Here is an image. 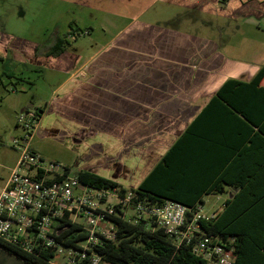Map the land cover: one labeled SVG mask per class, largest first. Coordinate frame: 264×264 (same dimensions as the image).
I'll return each instance as SVG.
<instances>
[{"label": "crops", "instance_id": "obj_1", "mask_svg": "<svg viewBox=\"0 0 264 264\" xmlns=\"http://www.w3.org/2000/svg\"><path fill=\"white\" fill-rule=\"evenodd\" d=\"M112 1L118 3L111 13L113 20L109 19L108 23L117 25L115 21L120 20L121 28L100 45L96 42V48L85 60L82 61V51L78 53L76 50L44 56V48L41 52L31 50L24 56L31 64H46L65 75L53 90L55 99L44 108L35 106L36 110L41 109L35 134L49 137L59 134L62 139L69 137L72 147H85V160L76 170L66 164L76 175L80 170L92 169L94 160L102 161L100 155L104 147H112L110 150L117 147L118 153H125L120 163L124 168L121 171L126 175L122 182L108 179L123 188L136 187L208 104L222 83L230 78L218 80V37L202 34L197 26L193 28L199 22L198 13L230 19L239 9L246 7L245 11L248 10L250 2L260 1L229 0L224 7H220L218 0L109 2ZM158 1L185 10L184 17L192 28L179 26L183 17L178 12L166 19L143 20L145 11ZM255 8L258 14L264 13V7L261 10ZM56 37L53 36L46 46L51 45ZM244 78L242 75L241 80ZM259 87L264 88V77ZM52 115L58 124H48L42 129L43 120L49 122ZM212 128L218 130L221 126L214 123ZM228 135L224 132L219 137H212L205 145L211 167H217V163H213L220 159L225 161L224 167L240 148L232 147L230 151V147H223V142H229ZM91 147L98 148L96 155L90 154ZM134 164L135 167H131ZM237 191L238 188H226L225 192L209 194L221 196L222 202L207 215L213 217L222 211L225 201L232 199ZM256 206L257 212L253 215L261 216L262 222L258 223L256 218L255 223L247 226L233 225V231L244 235L237 253V264H264V193L258 195ZM20 261L19 264H24Z\"/></svg>", "mask_w": 264, "mask_h": 264}, {"label": "trees", "instance_id": "obj_2", "mask_svg": "<svg viewBox=\"0 0 264 264\" xmlns=\"http://www.w3.org/2000/svg\"><path fill=\"white\" fill-rule=\"evenodd\" d=\"M229 0H218L224 7ZM68 40L66 36L56 37L45 47L44 56L62 53ZM2 59V57L0 56ZM11 77V75H8ZM264 77V64L248 81L229 78L222 83L208 104L192 120L148 172L139 185L129 188L137 200L160 205L165 200L177 201L191 209L202 206V197L225 192L226 188H238L232 199H227L222 211L213 217L198 220L200 231L213 237L217 244L233 249L234 262L242 240V233L233 231V225L262 222L257 212L258 195L264 193V88L259 87ZM41 109H37L39 114ZM217 123L221 129L215 130ZM230 129V133H229ZM227 133L229 142L223 147H240L225 163L220 159L217 167H211L205 145L212 137ZM206 150V151H205ZM80 182L98 188L121 185L89 170L77 172ZM243 214V215H242ZM240 215V216H238ZM117 225L114 241L103 240L95 246V252L108 264H205L201 257L191 250V243L174 241L160 227L138 220L128 222L110 217ZM66 226L69 223H64ZM242 226V227H243ZM245 229H247L245 227ZM79 225L71 224L58 239L66 245L84 239ZM0 248L22 260L24 264H50V251L33 250L31 253L17 249L0 241Z\"/></svg>", "mask_w": 264, "mask_h": 264}, {"label": "rangeland", "instance_id": "obj_3", "mask_svg": "<svg viewBox=\"0 0 264 264\" xmlns=\"http://www.w3.org/2000/svg\"><path fill=\"white\" fill-rule=\"evenodd\" d=\"M109 1L0 0V187L18 158V153L11 148V141L22 132L20 127L15 128L17 116L25 111L21 109L36 110L37 105L44 108L55 99L53 90L65 78L64 74L52 70L46 64H31L24 55L31 53V50L44 51L53 36L65 35L68 38L65 50L82 51V61L85 60L89 52L96 48V42L100 45L121 28L120 20L115 21L117 25L108 23L109 19L113 20L111 13L116 10L118 3ZM260 2H250L248 10L245 11L246 7L241 11L239 9L230 19L198 13L199 22L193 28L197 26L202 34L210 33L218 37V80L225 77L241 79L242 75L245 76L243 80H249L264 64V13L258 14L255 8L261 10L264 7V3ZM177 12L183 17L179 26L191 29L192 26L184 17L187 14L185 10L163 4L162 1L154 3L145 11L142 19H166ZM9 74H12L11 77H8ZM49 120L51 123L43 120L42 129H46L48 124H58L54 115ZM67 139H62L59 134L49 137L36 133L31 140V148L46 161L56 160L68 164L74 171L85 160V147H72L70 138ZM110 148L104 147L100 155L103 160H94V167L87 169L105 178L124 179L126 174L121 171L124 168L120 160H123L125 153H118L117 147H113V150ZM91 149L92 155L99 151L98 148ZM131 167L134 168L135 164ZM125 188L130 190L131 187ZM220 197L205 196L202 213L207 215V212L218 207L222 202ZM20 262L19 258L7 255L0 248V264Z\"/></svg>", "mask_w": 264, "mask_h": 264}, {"label": "built area", "instance_id": "obj_4", "mask_svg": "<svg viewBox=\"0 0 264 264\" xmlns=\"http://www.w3.org/2000/svg\"><path fill=\"white\" fill-rule=\"evenodd\" d=\"M39 119L37 110H25L16 118L22 132L12 138L18 159L0 190L1 242L28 253L50 251V264H108L95 246L116 240L117 225L110 218L115 216L160 227L176 245L191 243L205 264H233V249L200 231L198 220L212 217L202 213V206L191 209L173 200L150 204L130 190L82 183L66 164L46 161L31 148ZM64 223L79 225L85 238L66 245L58 239Z\"/></svg>", "mask_w": 264, "mask_h": 264}, {"label": "water", "instance_id": "obj_5", "mask_svg": "<svg viewBox=\"0 0 264 264\" xmlns=\"http://www.w3.org/2000/svg\"><path fill=\"white\" fill-rule=\"evenodd\" d=\"M69 227H70V225H67V226H66V228H69ZM60 232H61V231H60ZM60 232H59V233H60Z\"/></svg>", "mask_w": 264, "mask_h": 264}]
</instances>
